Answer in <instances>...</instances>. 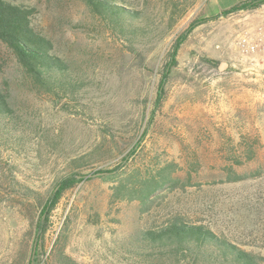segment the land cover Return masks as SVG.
<instances>
[{"label":"rangeland","instance_id":"1","mask_svg":"<svg viewBox=\"0 0 264 264\" xmlns=\"http://www.w3.org/2000/svg\"><path fill=\"white\" fill-rule=\"evenodd\" d=\"M21 1L36 8V24L86 85L75 100L59 99L0 42V89L27 127L22 142L0 137V264H26L39 210L73 160L83 173L118 167V175H94L61 196L37 249L40 263L63 232L65 252L80 264H138L107 249L110 232L124 236L174 214L264 257V25L256 24V8L223 19L229 13L217 9L234 0H184L186 12L166 36L130 51L82 0ZM132 1L159 21L167 14L168 0ZM203 18L181 44L142 136L172 42ZM167 163L173 177L190 176L189 185L161 191L148 211L137 200L106 204L131 171ZM230 170L245 177L227 181Z\"/></svg>","mask_w":264,"mask_h":264},{"label":"trees","instance_id":"2","mask_svg":"<svg viewBox=\"0 0 264 264\" xmlns=\"http://www.w3.org/2000/svg\"><path fill=\"white\" fill-rule=\"evenodd\" d=\"M82 1L104 22L111 33L125 42L130 51L162 39L187 9L184 0H168L165 4L167 14L159 21L147 10L146 4H136L132 0ZM262 3L264 0L241 1L223 10L221 14L252 10ZM213 17L216 16L210 19ZM35 19L34 6L21 0H0V42L9 48L17 63L36 86L59 99L64 96L75 100L86 85L85 79L56 50L52 39L36 24ZM206 19L209 18L192 20L172 42L158 82L154 107L142 136L152 124L155 112L165 97L166 78L177 63L181 44L192 29ZM26 129L25 124L19 122V115L12 106L8 93L0 89V137L7 142H22L27 138ZM137 147L138 142L124 156L123 161L127 162L128 156ZM77 161L73 160L69 164L72 169L55 181L39 210L34 224L35 253L32 257L31 250L26 264H80L65 252L63 232L53 242L48 259L40 263L37 256V249L43 247L51 213L61 196L78 182L94 175L107 180H114L118 175L115 172L118 167L91 174L83 173L79 166L81 164ZM234 163L240 161L234 160ZM172 167L174 164L167 163L152 173L131 171L124 181L119 180L115 184L106 204L111 206L118 201L137 200L142 211L150 210L152 200L161 191L166 188H183L189 183L190 176H187L185 183L179 177H173ZM226 177L227 181H238L245 176L230 170ZM29 192L38 195L36 191ZM97 219H100V214ZM109 235L107 249L114 255L128 257L138 264H264L263 256L241 248L207 224L189 222L178 214L167 216L156 224L152 221L139 230H127L124 236L116 235L115 231H111Z\"/></svg>","mask_w":264,"mask_h":264},{"label":"crops","instance_id":"3","mask_svg":"<svg viewBox=\"0 0 264 264\" xmlns=\"http://www.w3.org/2000/svg\"><path fill=\"white\" fill-rule=\"evenodd\" d=\"M241 1H245V0H234L233 3L231 5H229L228 7H224V9H219V10L217 9V12H220L222 10H226V9L230 8L231 6L237 4L238 2H241ZM212 2L215 3V0H212L211 3ZM238 11H241V10H238ZM255 12H256V16L259 17L258 21L256 22V24L257 25H264V3H262L258 8H256ZM239 13L240 12H237V11L231 12V13L228 14V16H226L224 18L222 17V18L223 19H227V18H229V17H231L233 15H237Z\"/></svg>","mask_w":264,"mask_h":264},{"label":"built area","instance_id":"4","mask_svg":"<svg viewBox=\"0 0 264 264\" xmlns=\"http://www.w3.org/2000/svg\"><path fill=\"white\" fill-rule=\"evenodd\" d=\"M260 40H261V43H260L261 50L264 51V37L261 38Z\"/></svg>","mask_w":264,"mask_h":264},{"label":"water","instance_id":"5","mask_svg":"<svg viewBox=\"0 0 264 264\" xmlns=\"http://www.w3.org/2000/svg\"><path fill=\"white\" fill-rule=\"evenodd\" d=\"M34 253H35V243H34V245H33V249H32V257H33V255H34Z\"/></svg>","mask_w":264,"mask_h":264}]
</instances>
